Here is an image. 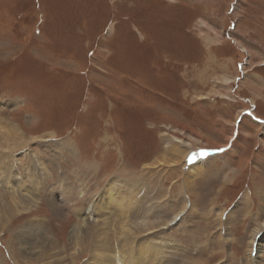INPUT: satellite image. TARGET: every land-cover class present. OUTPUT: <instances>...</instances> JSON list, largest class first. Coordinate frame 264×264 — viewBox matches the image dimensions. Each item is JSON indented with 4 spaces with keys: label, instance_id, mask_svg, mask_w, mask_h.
Listing matches in <instances>:
<instances>
[{
    "label": "rangeland",
    "instance_id": "1",
    "mask_svg": "<svg viewBox=\"0 0 264 264\" xmlns=\"http://www.w3.org/2000/svg\"><path fill=\"white\" fill-rule=\"evenodd\" d=\"M0 136L2 181L37 198L0 220V264L90 260L93 237L73 258L70 234L113 181L136 187L127 215L96 204L115 254L264 264V0H0ZM129 220L152 229L128 236ZM29 221L42 260L16 245Z\"/></svg>",
    "mask_w": 264,
    "mask_h": 264
},
{
    "label": "bare ground",
    "instance_id": "2",
    "mask_svg": "<svg viewBox=\"0 0 264 264\" xmlns=\"http://www.w3.org/2000/svg\"><path fill=\"white\" fill-rule=\"evenodd\" d=\"M13 132H14L13 133L14 137H17V139H18L19 136H17L16 131H13ZM169 133H170V131H169ZM0 138H3V136H0ZM195 139H197V141L195 140L197 142L196 146H200L203 143L202 138L199 137V138H195ZM28 142L27 141H17L15 144L16 146L15 147L13 146V147L15 149H17L19 147L25 146L26 143H28ZM186 142H188V141H186ZM192 150H194V149H191V151ZM166 160H167V158H164V161H166ZM167 162H169V161L167 160ZM157 165H158L157 162H155L151 165H146V167H155ZM174 165H170L171 169H173V167H175ZM3 169L4 168H3L2 164L0 163V172H2ZM189 172H192V171L190 170ZM26 176H28V175H26ZM2 178L0 177V189L3 188V185L6 182V184H5V185H7L6 188L7 187L10 188L9 190H10L11 194L14 195V197H11V200L8 204H7V202L5 203L3 201V198H0V211H2V210L5 211V214H1V212H0V216H1L0 220H2V221H3V219H4V221L7 220V216L13 210L16 212L17 211L18 212L19 211L20 212H28V211H32L35 208H37V205L34 206L35 202H37L36 201L37 198L35 197L36 195L32 193L33 189H30V191L28 189H26L29 194L27 195V198L23 199L24 197L17 195L19 193L17 191L21 192V190L23 188H21L18 181H16L14 179L15 177H12V178L8 177L7 178V175H6V176H4L3 181H2ZM35 181H37V177L35 178ZM187 182L188 181H184V183H187ZM129 185H127L123 182H120V181L109 182V184L106 185V188L104 189V191L102 193H100V195L97 197L96 203L91 205L89 210L85 213L86 215H88V217H85L84 214L80 213V215H81V216L79 215L81 218L80 224L74 226V228L72 229L71 234H70V241L72 243H70L69 245L72 248V250L74 251V253L71 254V256H73V258L76 256V254L79 253V251L81 249H84V248H82L84 243H85L84 239L88 238V237L89 238L93 237L94 240L90 241L91 242L90 247L92 249L91 256H90L91 259L88 261L86 260L83 264H95L94 261H96V262L99 261L101 264H156L155 259L152 258V259L148 260V258H147V255L149 253H151L150 248L145 249V252H143L141 250L140 255L138 254L137 256L134 255L132 252L129 255L131 248L127 252H125L124 254H122V253L115 254L113 244L111 242L112 238L110 236L111 230H112L111 225H110V220L107 217H102L99 215L101 218L100 217L97 218V216H96V214H98L99 212H101L103 214L105 213V212H102V209H101V211L98 212L99 207H97L96 204L100 205V207L103 206L107 210L111 209L112 204L117 205L118 208H120V209L125 208V205H126V207H128V208L124 209L123 215H127L128 211L131 209V203H132L131 199L134 198V196H135L134 193H136L135 192L136 187L132 186V185L129 186ZM57 186H58V188H55V191H56L55 196H53L52 199H50V202L52 204V207L54 208V212L59 215V214L64 213L63 212L64 208L67 207L66 204L68 203L69 199L71 198L72 193H71V191L68 190L69 187H67V184L65 185V183L59 184ZM120 186L121 187L122 186H128L125 189L126 195H128V202H124L125 199L122 197L120 192H118L117 187H120ZM52 188H54V187H52ZM72 188H74V187L72 186ZM186 188H187V186H186ZM1 193L2 192L0 190V195H1ZM15 195H16V199H15ZM51 196H52V194H51ZM79 196L82 197L83 193H80ZM61 197H63V199H61ZM144 199H145V197H144ZM122 203H124V204H122ZM129 203H130V205L127 206V204H129ZM136 209H138L137 212L142 211L139 208H136ZM60 210H62V213H60ZM116 213H119V210H116ZM116 220L119 221V218H117ZM137 220H134L131 222L129 220V221H124L123 223H119L120 229H122L123 232H125V234H128V236L134 235V234L144 233V232L152 229V226H150V224L146 223L145 221H137ZM151 224H152V222H151ZM94 226L97 229V233H96V231L89 232L88 229L90 230V228H91V230H92L94 228ZM33 227H35V222H30V221L27 222L23 226V228L19 231V233H17L14 236L17 238L16 239L17 243L15 241H14V243H16V245H18L19 248L24 253H26V255H32V256L37 255L40 258L39 260H42L41 258H44L46 256V254H40L39 255V253H41V252L39 250H37L36 248H34V246L30 242H28L31 239L30 238L31 236L36 235V233H34L36 228L32 229ZM89 234H90V236H89ZM260 246H261V244H260ZM54 247L52 246L53 249L51 250L50 256L47 255V257L50 259H52L54 257L52 255L53 253H55ZM119 249H120V247L117 250H119ZM59 251L63 252V250H61V249H59ZM133 252H139V251L138 250L135 251L133 249ZM78 256H79V254H78ZM63 259L64 258H59L56 256L55 258H53L52 263H54V262H56L55 264L60 263V262H62ZM171 262H172V260H171Z\"/></svg>",
    "mask_w": 264,
    "mask_h": 264
},
{
    "label": "snow or ice",
    "instance_id": "3",
    "mask_svg": "<svg viewBox=\"0 0 264 264\" xmlns=\"http://www.w3.org/2000/svg\"><path fill=\"white\" fill-rule=\"evenodd\" d=\"M216 151H217V152H222V151H224V149H217ZM207 155H208V153H207V152H205V153H204V157L206 158V157H207Z\"/></svg>",
    "mask_w": 264,
    "mask_h": 264
},
{
    "label": "crops",
    "instance_id": "4",
    "mask_svg": "<svg viewBox=\"0 0 264 264\" xmlns=\"http://www.w3.org/2000/svg\"><path fill=\"white\" fill-rule=\"evenodd\" d=\"M71 152H72V150H70ZM74 158V157H73ZM74 160H76V159H74ZM73 163H75V164H77V162H75V161H73Z\"/></svg>",
    "mask_w": 264,
    "mask_h": 264
}]
</instances>
